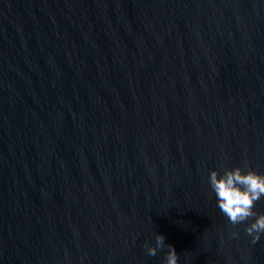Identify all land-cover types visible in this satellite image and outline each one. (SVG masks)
Returning <instances> with one entry per match:
<instances>
[{
	"label": "water",
	"instance_id": "1",
	"mask_svg": "<svg viewBox=\"0 0 264 264\" xmlns=\"http://www.w3.org/2000/svg\"><path fill=\"white\" fill-rule=\"evenodd\" d=\"M244 163L264 0H0V264H264L207 183Z\"/></svg>",
	"mask_w": 264,
	"mask_h": 264
},
{
	"label": "clouds",
	"instance_id": "2",
	"mask_svg": "<svg viewBox=\"0 0 264 264\" xmlns=\"http://www.w3.org/2000/svg\"><path fill=\"white\" fill-rule=\"evenodd\" d=\"M207 183L215 197L216 206L232 226L244 224V232L256 243L264 234V212L254 210L255 203L264 198V173L257 172L247 163L223 166L222 171L208 169ZM231 236L238 238L236 231ZM165 247L163 235L156 233L155 244L146 242L147 254L154 256L157 250ZM177 254L171 245L160 264H177Z\"/></svg>",
	"mask_w": 264,
	"mask_h": 264
}]
</instances>
